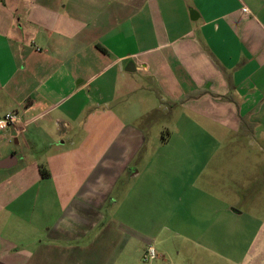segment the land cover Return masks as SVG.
Returning a JSON list of instances; mask_svg holds the SVG:
<instances>
[{"label": "crops", "instance_id": "crops-1", "mask_svg": "<svg viewBox=\"0 0 264 264\" xmlns=\"http://www.w3.org/2000/svg\"><path fill=\"white\" fill-rule=\"evenodd\" d=\"M162 108L204 124L149 138L138 121ZM8 113L20 119L0 132V264H53L60 243L104 228L106 206L130 204V222L118 221L138 227L149 219L133 214L168 208L165 193L184 211L180 234L198 239L220 211L242 213L197 189L175 197L179 174L204 169L201 149L213 158L241 143L220 138L225 130L261 160L264 0H0ZM218 158L232 173L235 157Z\"/></svg>", "mask_w": 264, "mask_h": 264}, {"label": "rangeland", "instance_id": "rangeland-1", "mask_svg": "<svg viewBox=\"0 0 264 264\" xmlns=\"http://www.w3.org/2000/svg\"><path fill=\"white\" fill-rule=\"evenodd\" d=\"M185 117L186 119L182 120L183 115L179 109L169 112L162 108L148 113L138 123L146 129L149 138L157 139L161 133L167 134L166 129H173L179 122L204 124L192 114H186ZM208 127L209 125L206 126ZM58 130L59 134L66 133L62 128ZM194 134L199 136L198 131ZM206 134L209 132L203 130V136L201 133L200 137H208ZM89 138H98V135H90ZM220 138L236 139L241 143L236 146L222 145L212 148L213 158L209 156L211 152H208V148L201 149L198 154L208 160L204 169L198 168L196 176L190 179L188 176L191 173L188 172L187 175L182 172L179 174L178 186L171 191L175 197L184 198L190 190L197 189L202 192V196L206 194L216 201L219 204L218 209L233 207L240 210L241 216H233L229 211H220L213 227H200L202 235L193 240L180 234L182 227L179 226V216L184 214V211L177 208L178 204L173 196L169 197L166 193L161 199H171L168 208L149 212L140 208L133 214V218L140 221L149 219L138 227H129L118 221L121 219L130 222V204L116 211L113 206H106L102 212L107 219L104 228L101 231L97 228L81 243H60V248L54 253L57 258L53 264H264V147L259 153L260 163L256 164L254 159L258 148L244 146L240 140L242 136L225 130ZM77 139L78 137L73 140L71 148H78L75 142ZM70 146L67 143V148ZM216 156L235 157L232 173L228 172L226 166H222L221 159L213 161ZM243 158L248 161L244 170ZM187 164L185 162L183 166H188ZM40 165L46 167L48 164L43 162ZM79 165L82 166V163L79 162ZM63 172L65 179L75 173L69 170ZM194 179L196 180L193 181ZM188 198H191L190 195ZM150 247L156 255L153 259L146 257ZM65 254L69 257L67 260L64 258Z\"/></svg>", "mask_w": 264, "mask_h": 264}, {"label": "built area", "instance_id": "built-area-1", "mask_svg": "<svg viewBox=\"0 0 264 264\" xmlns=\"http://www.w3.org/2000/svg\"><path fill=\"white\" fill-rule=\"evenodd\" d=\"M19 116L16 113H8L0 117V132L8 127H14L19 123ZM146 257L153 259L156 257L154 249L148 248Z\"/></svg>", "mask_w": 264, "mask_h": 264}, {"label": "trees", "instance_id": "trees-1", "mask_svg": "<svg viewBox=\"0 0 264 264\" xmlns=\"http://www.w3.org/2000/svg\"><path fill=\"white\" fill-rule=\"evenodd\" d=\"M40 173L42 177H48V172L46 169H44L42 166H40Z\"/></svg>", "mask_w": 264, "mask_h": 264}]
</instances>
